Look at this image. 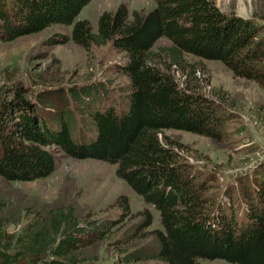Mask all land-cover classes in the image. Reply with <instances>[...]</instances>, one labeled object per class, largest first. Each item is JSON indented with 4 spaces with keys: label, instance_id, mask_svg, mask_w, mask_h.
Segmentation results:
<instances>
[{
    "label": "trees",
    "instance_id": "16d2710c",
    "mask_svg": "<svg viewBox=\"0 0 264 264\" xmlns=\"http://www.w3.org/2000/svg\"><path fill=\"white\" fill-rule=\"evenodd\" d=\"M91 0H0V40L73 24L71 33L46 42L72 40L87 53L111 44L123 55L126 89L118 106L108 103L101 82L31 92L15 84L0 97V178L28 182L48 177L56 151L115 165L116 175L159 212L161 228L147 230L146 209L118 237L117 246L146 239L111 263L89 252L125 218L128 198L116 204L121 219L82 216L75 205L39 204L13 210L0 199V264H201L223 259L264 264V180L240 181L222 193L215 177L183 160L167 129L218 139L225 117L214 99L180 85L171 71L186 55L221 61L237 77L264 88V33L253 19L222 12L212 0H154L148 11L124 4L103 11L93 31L76 19ZM170 44L154 50L157 40ZM169 60V61H168ZM183 71V68H180ZM31 94V95H30ZM11 224L19 229L9 233Z\"/></svg>",
    "mask_w": 264,
    "mask_h": 264
},
{
    "label": "rangeland",
    "instance_id": "374dc122",
    "mask_svg": "<svg viewBox=\"0 0 264 264\" xmlns=\"http://www.w3.org/2000/svg\"><path fill=\"white\" fill-rule=\"evenodd\" d=\"M224 13L253 19L264 33V0H212ZM124 4L129 11H148L154 0H91L76 19H87L93 31L101 12L112 11ZM73 24H53L44 30L24 35L13 41L0 40V97L11 94L15 84H22L31 92L45 88H65L101 82L108 90L106 102L121 105L126 78L121 71L123 55L111 44L93 46L87 53L69 40L63 44H48L54 34H70ZM160 38L153 49L169 45ZM169 61V60H168ZM171 71L183 87L200 92L215 100L225 120L220 138L198 135L183 130L167 129L166 135L178 148L181 157L191 168L215 177L213 187L222 193L240 181L264 180V88L253 80L237 77L219 60L186 55L182 67L171 66ZM180 68H183L181 71ZM31 95V94H30ZM56 168L48 177L34 181H5L0 178V199L13 210L39 204L65 203L75 205L82 216L92 215L101 220L121 219L116 199L126 196L131 216L125 218L105 239L98 241L89 252L99 260L111 263L121 252L146 239H134L117 246L115 240L141 219L148 209L152 224L147 230L161 228L159 212L115 173V165L94 158H75L56 151ZM19 224L8 226L9 233ZM201 264H236L223 259H200ZM134 264H163L148 260Z\"/></svg>",
    "mask_w": 264,
    "mask_h": 264
}]
</instances>
